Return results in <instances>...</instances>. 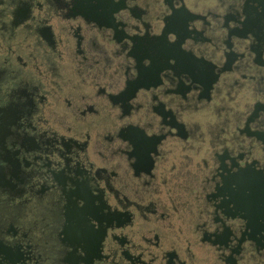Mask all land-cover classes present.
Returning a JSON list of instances; mask_svg holds the SVG:
<instances>
[{
	"label": "flooded vegetation",
	"instance_id": "af4514ba",
	"mask_svg": "<svg viewBox=\"0 0 264 264\" xmlns=\"http://www.w3.org/2000/svg\"><path fill=\"white\" fill-rule=\"evenodd\" d=\"M263 99L264 0H0V264H264Z\"/></svg>",
	"mask_w": 264,
	"mask_h": 264
},
{
	"label": "water",
	"instance_id": "95a60500",
	"mask_svg": "<svg viewBox=\"0 0 264 264\" xmlns=\"http://www.w3.org/2000/svg\"><path fill=\"white\" fill-rule=\"evenodd\" d=\"M235 35V38L238 42V44L240 46H242L243 48L247 49V46H246V43L249 41V37L248 35H241V34H234ZM244 63H246L245 60H243ZM248 65H251V61L249 60V62L247 63ZM244 88L246 90V88H248L246 86V84L244 85ZM245 100L248 102L249 99L248 98H245ZM247 102H244V103H241L238 107V110L241 112V115H245V114H249L250 112V108L248 109V105H247ZM253 106V105H252ZM253 112L254 113H260L262 116H264V99L261 100V101H258V103H255V105L253 106Z\"/></svg>",
	"mask_w": 264,
	"mask_h": 264
},
{
	"label": "bare ground",
	"instance_id": "6f19581e",
	"mask_svg": "<svg viewBox=\"0 0 264 264\" xmlns=\"http://www.w3.org/2000/svg\"><path fill=\"white\" fill-rule=\"evenodd\" d=\"M152 45V44H151ZM156 46V45H155ZM160 51V50H159ZM162 52V51H161ZM160 54V53H159ZM171 54V53H170ZM166 55V54H165ZM168 55V54H167ZM140 58V57H138ZM153 60V59H152ZM179 60V59H178ZM176 62V61H175ZM176 64V63H175ZM181 64V63H180ZM151 66V65H150ZM161 68V67H160ZM153 69V68H152ZM181 70V69H180ZM183 70V69H182ZM151 72V71H150ZM146 73V72H145ZM179 74V73H178ZM155 77V76H154ZM157 78V77H156ZM199 78V77H198ZM137 80V79H136ZM138 81V80H137ZM130 94V93H129ZM131 96V95H130ZM147 148V147H146ZM142 149V148H141ZM141 155V154H140ZM148 159V158H147ZM230 180V179H229Z\"/></svg>",
	"mask_w": 264,
	"mask_h": 264
}]
</instances>
